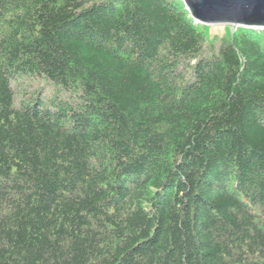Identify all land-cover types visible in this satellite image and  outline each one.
<instances>
[{"label":"trees","instance_id":"trees-1","mask_svg":"<svg viewBox=\"0 0 264 264\" xmlns=\"http://www.w3.org/2000/svg\"><path fill=\"white\" fill-rule=\"evenodd\" d=\"M257 31L210 41L182 0H0V264H264ZM36 75L76 99L17 100Z\"/></svg>","mask_w":264,"mask_h":264},{"label":"water","instance_id":"water-1","mask_svg":"<svg viewBox=\"0 0 264 264\" xmlns=\"http://www.w3.org/2000/svg\"><path fill=\"white\" fill-rule=\"evenodd\" d=\"M196 23L264 29V0H183Z\"/></svg>","mask_w":264,"mask_h":264},{"label":"rangeland","instance_id":"rangeland-1","mask_svg":"<svg viewBox=\"0 0 264 264\" xmlns=\"http://www.w3.org/2000/svg\"><path fill=\"white\" fill-rule=\"evenodd\" d=\"M200 25L201 27L205 28L206 36L209 38L210 41L213 39L211 38V36H209V33L210 35H213V37L215 34H220L222 36H227V38H229L231 35L238 33L240 30L255 29L258 30L257 33L259 32L264 34V29H259V28H249V27L235 26L230 24H217V25L200 24ZM14 85H18L17 100H20L21 96H23V92L24 94L27 93L28 94L27 96L29 98L33 95H35L36 97L38 95H41L43 96L44 99H50L52 97H57L60 99H76L77 97V95L74 92L67 91L63 89L60 85H57L54 82H52L51 80L38 75L22 78L18 81V83H15Z\"/></svg>","mask_w":264,"mask_h":264}]
</instances>
